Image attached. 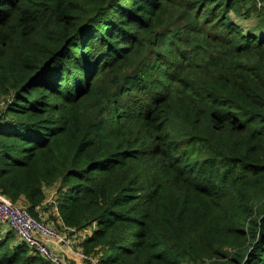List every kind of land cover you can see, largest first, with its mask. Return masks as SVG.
Listing matches in <instances>:
<instances>
[{
  "label": "trees",
  "instance_id": "trees-1",
  "mask_svg": "<svg viewBox=\"0 0 264 264\" xmlns=\"http://www.w3.org/2000/svg\"><path fill=\"white\" fill-rule=\"evenodd\" d=\"M250 3L0 0V195L35 216L53 190L51 226L88 229L98 264H264ZM0 264L49 263L0 229Z\"/></svg>",
  "mask_w": 264,
  "mask_h": 264
},
{
  "label": "built area",
  "instance_id": "built-area-1",
  "mask_svg": "<svg viewBox=\"0 0 264 264\" xmlns=\"http://www.w3.org/2000/svg\"><path fill=\"white\" fill-rule=\"evenodd\" d=\"M253 5L257 10H263L264 0H253ZM50 204L47 201L36 206L35 216H32L26 208L15 205L0 195V228L5 227L12 231L20 242L49 264H68L64 256L86 264H98V258L87 255L82 250L84 230L75 232L68 229L61 233L51 226L50 216L56 210L52 207L51 211L49 208L47 210ZM51 243L59 246L60 251Z\"/></svg>",
  "mask_w": 264,
  "mask_h": 264
},
{
  "label": "rangeland",
  "instance_id": "rangeland-1",
  "mask_svg": "<svg viewBox=\"0 0 264 264\" xmlns=\"http://www.w3.org/2000/svg\"><path fill=\"white\" fill-rule=\"evenodd\" d=\"M252 5L253 4L250 3L246 6V8L252 7ZM232 17H234V16L232 15ZM234 19L245 30L253 28L257 23V15L256 14H251L250 17L247 19L244 18L243 16L238 17V18H234ZM169 20H170V26L172 29H177V28L183 27L184 25H186L188 23L187 20H183V19L179 18V14L177 12H174V11L170 14ZM47 210H48V207H47ZM49 210H50V208H49ZM82 233H83V235L85 234V237H86L90 232L87 229V230L82 231ZM64 258L68 264H76V262L73 260H70L69 257L67 258L66 256H64ZM79 263H82V262H79ZM82 264H86V263H82Z\"/></svg>",
  "mask_w": 264,
  "mask_h": 264
},
{
  "label": "crops",
  "instance_id": "crops-1",
  "mask_svg": "<svg viewBox=\"0 0 264 264\" xmlns=\"http://www.w3.org/2000/svg\"><path fill=\"white\" fill-rule=\"evenodd\" d=\"M45 195H46V201H48V202H51V200L52 199H54V196H53V190H51V189H46L45 191ZM53 214L54 215H56L57 214V212L56 211H53ZM0 229H2V230H4V231H7L8 229L7 228H5V227H2V228H0ZM62 232H65V231H62ZM52 245H54V243H51ZM54 248L57 250V251H60V247L59 246H57V245H54ZM69 258H70V260H73V258L72 257H70V256H68ZM73 261H75L76 262V264H82V263H79L80 261H76V260H73Z\"/></svg>",
  "mask_w": 264,
  "mask_h": 264
}]
</instances>
